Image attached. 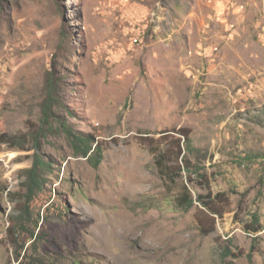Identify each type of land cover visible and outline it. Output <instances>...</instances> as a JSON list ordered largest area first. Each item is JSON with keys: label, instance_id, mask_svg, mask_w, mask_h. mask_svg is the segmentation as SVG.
<instances>
[{"label": "rangeland", "instance_id": "1", "mask_svg": "<svg viewBox=\"0 0 264 264\" xmlns=\"http://www.w3.org/2000/svg\"><path fill=\"white\" fill-rule=\"evenodd\" d=\"M52 65L57 113L103 158L73 156L55 122L14 232L35 151L1 138L36 131ZM180 138L181 166L205 178L164 174ZM183 185L219 204L214 230ZM0 264H264V0H0Z\"/></svg>", "mask_w": 264, "mask_h": 264}, {"label": "trees", "instance_id": "2", "mask_svg": "<svg viewBox=\"0 0 264 264\" xmlns=\"http://www.w3.org/2000/svg\"><path fill=\"white\" fill-rule=\"evenodd\" d=\"M63 106L64 102L62 98V78L60 73L52 65V68L46 72L45 76L44 97L41 102V116L39 119V125L31 124V127H34L36 131L33 133L29 129L26 132L7 137L2 136L1 138V140L10 145L11 148H19L25 151H35L33 155L34 160L32 167L25 169L23 172V174L25 175L24 195L22 196V198H20L22 202L21 205L23 207L18 209V215L16 216V222L14 223V232L18 227H22L24 229V226L21 224H24L26 220L34 217L33 213L29 209V206L30 203L34 200L37 193H39L44 188V182H46V179L42 174V169H45V167L47 166L50 167L51 165L50 163L45 161L41 153H39L41 144L40 139L47 137L45 131L52 132L53 130H55V122L59 124L60 129L65 133L69 144L72 147L73 156L86 158L88 162L95 168L99 166L103 158V146L94 134L75 131L71 126H69V124H67L66 119L62 118L57 113L58 108H61ZM176 132L181 134L187 145H191L192 141L190 138V131L188 129L181 128ZM177 142V152L174 153L172 159H169L168 155H166L165 153H161L158 156V163L161 164L162 170L164 169V174H166V176L173 175L174 172L169 173V170H172L171 168L177 166L179 173H181L182 170H188L190 181L193 180V173L205 178L204 173H200L199 168L190 170L191 162L188 159H185L183 166H181L180 157L182 155V147L179 144L181 142V138L177 139ZM168 160L170 162H173V164L170 165ZM164 163L168 164L169 167L163 165ZM183 189L184 191L182 197L180 198V204L187 209L193 206L195 201H199L200 203H202L204 209L208 213V216H210L213 221L212 229L206 232L214 230L216 222L215 216H220L224 213L219 209V204H213L214 201L211 198H209V201H205L202 199L201 195H199L197 199H194L187 186L183 185ZM223 197V193L216 194V198L218 202L220 201V203ZM15 202L18 205V201L15 200ZM245 229L247 232L253 235L262 230L260 218L257 214L252 215V221L250 224L246 225ZM33 233L34 231L30 232L31 235H33ZM15 243L16 241H14V244ZM231 252L232 251L230 249H226L225 253L230 254ZM232 256L234 255L232 254Z\"/></svg>", "mask_w": 264, "mask_h": 264}]
</instances>
